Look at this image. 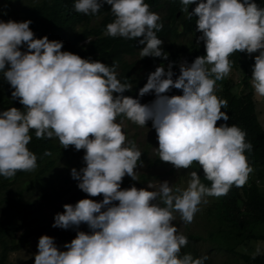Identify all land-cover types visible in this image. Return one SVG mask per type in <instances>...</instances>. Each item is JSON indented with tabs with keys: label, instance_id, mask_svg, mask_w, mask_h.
<instances>
[{
	"label": "clouds",
	"instance_id": "clouds-1",
	"mask_svg": "<svg viewBox=\"0 0 264 264\" xmlns=\"http://www.w3.org/2000/svg\"><path fill=\"white\" fill-rule=\"evenodd\" d=\"M180 2L189 19L198 17L197 31L202 33L198 39L204 42L206 56L190 65L181 63L175 80L172 64L167 72L157 67L139 92L140 97L155 92L156 100L150 105L123 95L132 86L118 79L117 61L107 66L62 51L63 42L47 36L36 39L31 20L0 21V72L14 89L12 97L25 108L0 112V176L11 179L37 168L38 158L28 148L30 131L35 130L37 139L57 138L63 149L85 150L86 167L73 168L72 178L89 196L104 197L102 202L82 199L74 206L65 204L52 226L67 230L86 223L91 234L79 231L63 245L66 251L59 250L53 237L41 236L35 264H205L210 259L181 255L189 240L173 226L174 213L185 224L192 223L198 206L207 203L205 197L219 198L233 186L243 187L254 171L245 154L253 148L246 142V132L237 125L217 126L230 117L222 111L228 102L218 98L215 86L231 72L229 57L259 52L251 85L256 97L264 98V8L254 0ZM104 4L111 6L114 20L103 35L126 40L142 37V57L168 59L157 36L163 30L161 17L150 11L145 0H75L73 8L86 16L96 15ZM192 4L197 6L189 12L187 6ZM87 41L91 43L92 38ZM24 45L27 51L22 52ZM6 65L10 66L7 71ZM172 88L183 95H165ZM120 116L141 127L152 121L159 159L177 170L198 164L211 187L191 171L186 189L164 181L158 190L135 186L121 190L126 175L137 180L135 169L142 153L134 141L127 140L122 121L117 122ZM148 188L156 189V185L149 182ZM261 252L258 244L252 259Z\"/></svg>",
	"mask_w": 264,
	"mask_h": 264
},
{
	"label": "trees",
	"instance_id": "trees-1",
	"mask_svg": "<svg viewBox=\"0 0 264 264\" xmlns=\"http://www.w3.org/2000/svg\"><path fill=\"white\" fill-rule=\"evenodd\" d=\"M145 2L150 5V11L161 17L163 30L158 32L157 36L163 40L162 50L168 54V59L141 56L143 63L147 66L155 61L166 62L167 69L168 65L172 64L171 70L177 79L181 74V63L187 61L190 65L197 57L206 56L204 42L198 39L202 35L197 31L198 17L189 19L188 12L182 11L185 6L180 0H145ZM254 2L264 8V0H254ZM74 3L75 0H0V16L7 22L31 20L33 23L30 29L35 34L34 38L42 39L47 36L50 41L63 42L62 51L79 55L83 59L100 61L107 66H112L113 61H117L118 79L132 86L131 91H126L123 95L129 97L135 91H140L148 79H137L133 74L132 64L126 61L125 57L140 53L144 47L139 44V39L142 37L137 40H126L121 37L105 36L103 33L106 25L114 20L111 6L104 4L98 14L86 16L74 11ZM196 6L197 4L188 5L189 12H193ZM87 37L92 38L91 43L87 41ZM20 50L27 51V46L24 45ZM257 55L259 52L251 55L242 52L229 57L233 62L231 70L240 69L243 75L241 82L244 88L241 93L233 92L236 82L229 76L217 81L215 86V94L218 98L228 102L227 108L222 111L230 117L227 122L218 121L217 126L225 123L228 126L237 125L246 132V142L253 145L252 150L245 153L250 166L254 168L247 183L241 188L233 186L226 196L214 197L217 219L221 224L216 234L222 237L227 250L239 256L242 264H264V250L256 259H252L253 253L235 250L237 243L264 240V233L256 231L260 226H264V189L258 184L264 177V126L258 121L254 90L249 81V67L254 66ZM9 68L10 66L6 65L5 71ZM13 91L11 85L6 91L0 90V112L11 107L25 110L19 100L12 97ZM171 93L173 96L183 95L182 90L175 88L171 89ZM30 135L32 140L28 148L38 158L37 168L31 172H18L11 179L0 176V192L24 176L30 177L28 186L44 188L47 185L46 176L55 167L56 156L60 152L59 147L52 139H37L35 130H31ZM46 151H50L52 155L45 156ZM191 169L198 173L205 186L211 187V182L205 179L203 169L198 164L194 163ZM24 203L30 205L27 201ZM31 212V209L21 208L18 209V213L0 216V264H6L10 252L17 251L28 243L29 232H22L18 238L16 233L28 225L27 219ZM183 252L199 258L196 250L189 244L183 248Z\"/></svg>",
	"mask_w": 264,
	"mask_h": 264
},
{
	"label": "rangeland",
	"instance_id": "rangeland-1",
	"mask_svg": "<svg viewBox=\"0 0 264 264\" xmlns=\"http://www.w3.org/2000/svg\"><path fill=\"white\" fill-rule=\"evenodd\" d=\"M0 21L7 22L1 16ZM125 60L132 64L133 74L139 80L148 79L149 75L155 72L157 67L160 66H163L166 72L168 71L166 62L161 63L155 61L150 65H144L140 53L126 56ZM249 73V81L251 84L253 66L249 67ZM228 76L236 82L233 92L237 94L241 93L244 86L241 82L243 75L240 69L231 70ZM4 79L2 72H0L1 91H6L10 87V84ZM173 79H175V74ZM139 92L135 91L129 97L138 99L141 104L145 105H150L156 100L154 91L143 97L139 96ZM114 95L120 94L115 93ZM165 95L169 97L173 96L171 90L165 93ZM253 95L258 121L264 126V98L256 97L255 92ZM121 121L127 140L134 141L142 153L141 160L135 169L137 180H133L126 175L121 183V190L130 189L132 186H135L137 189H146L149 191L158 190L159 182L162 183L164 181L169 182L170 186L186 189L191 179L189 173L192 169L177 170L172 164L165 163L159 159L156 151L159 148L158 137L156 130L153 128L152 121H148L144 127L134 124L123 116L117 118V122ZM52 140L58 145L60 152L57 153L55 167L46 176L47 185L45 187L28 186L30 177L24 176L0 192V216L18 213V209L21 208L32 210L27 219L28 225L16 233V238H18L22 232H29V241L21 249L10 252L6 264H35L34 257L38 254V242L41 236L48 235L53 237L59 250L66 251L67 249L63 245L75 239L79 231L91 234V230L86 223H82L78 227L72 226L67 230L52 226L55 222V215L65 211V204L74 206L82 199H92L96 202H102L104 198L103 194L97 197L89 196L78 188L79 181L72 178L71 170L73 168L79 171L86 167L83 159L86 154L85 150L81 149L77 151L74 146L63 149V146L57 138H52ZM149 182L155 184L156 189H149ZM258 184L264 189V177ZM205 199L207 203H201L198 206L200 210L195 214L192 223L185 224L181 220L180 214L174 213L176 219L173 221V226H176L187 236L189 246L196 250L199 257L203 255L210 257L205 264H242L239 256L227 250L225 244L222 242V237L216 234L221 224L216 215L215 198L205 197ZM25 201L29 202L30 205L25 204ZM113 203L118 205L119 202ZM154 203L156 202L154 201ZM20 215L21 213L18 214V217ZM256 231L258 233H264V226H260ZM258 244L264 250V240H249L247 242L237 243L235 250L237 252L254 253ZM183 253L182 248L181 255Z\"/></svg>",
	"mask_w": 264,
	"mask_h": 264
}]
</instances>
